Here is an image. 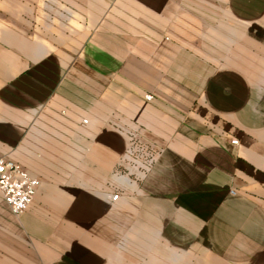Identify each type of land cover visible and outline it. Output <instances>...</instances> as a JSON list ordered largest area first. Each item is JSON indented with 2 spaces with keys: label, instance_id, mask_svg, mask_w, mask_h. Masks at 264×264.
Segmentation results:
<instances>
[{
  "label": "crops",
  "instance_id": "1",
  "mask_svg": "<svg viewBox=\"0 0 264 264\" xmlns=\"http://www.w3.org/2000/svg\"><path fill=\"white\" fill-rule=\"evenodd\" d=\"M0 155V264H264V0H0Z\"/></svg>",
  "mask_w": 264,
  "mask_h": 264
},
{
  "label": "built area",
  "instance_id": "2",
  "mask_svg": "<svg viewBox=\"0 0 264 264\" xmlns=\"http://www.w3.org/2000/svg\"><path fill=\"white\" fill-rule=\"evenodd\" d=\"M151 95H146L145 99L150 100ZM83 123L87 119L82 120ZM231 144H237L238 139L234 138ZM158 149L145 143L137 134L131 135L127 150L123 156L124 173L120 177L127 176L129 180H136L144 175L151 165L155 162ZM126 171V172H125ZM40 179L23 167L20 163L0 155V195L2 200L9 206L16 216H20L33 201ZM123 187V186H122ZM232 194L234 190L230 191ZM121 195V190L117 189L111 196V201H116Z\"/></svg>",
  "mask_w": 264,
  "mask_h": 264
},
{
  "label": "bare ground",
  "instance_id": "3",
  "mask_svg": "<svg viewBox=\"0 0 264 264\" xmlns=\"http://www.w3.org/2000/svg\"><path fill=\"white\" fill-rule=\"evenodd\" d=\"M119 179L124 180L125 183H128V182H129V180H128L127 178H121V177H120Z\"/></svg>",
  "mask_w": 264,
  "mask_h": 264
}]
</instances>
